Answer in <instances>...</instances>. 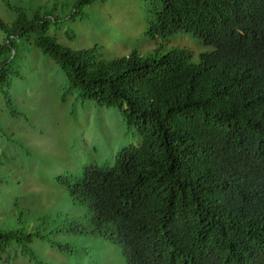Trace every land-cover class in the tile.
Wrapping results in <instances>:
<instances>
[{
    "label": "trees",
    "instance_id": "trees-1",
    "mask_svg": "<svg viewBox=\"0 0 264 264\" xmlns=\"http://www.w3.org/2000/svg\"><path fill=\"white\" fill-rule=\"evenodd\" d=\"M2 1L17 14L11 28L0 20V94L11 113L12 39L34 41L64 73V101L76 94L117 109L139 138L61 179L90 213L81 232L118 247L125 264H264V0H147L150 37L194 35L213 48L199 63L189 49L111 61L70 51L49 36L41 9L29 17ZM96 1L77 0L71 19ZM37 238L50 241L0 229V261L16 245L44 264Z\"/></svg>",
    "mask_w": 264,
    "mask_h": 264
},
{
    "label": "rangeland",
    "instance_id": "rangeland-1",
    "mask_svg": "<svg viewBox=\"0 0 264 264\" xmlns=\"http://www.w3.org/2000/svg\"><path fill=\"white\" fill-rule=\"evenodd\" d=\"M11 1L29 17L38 9L47 14L49 36L61 47L98 49L105 61L189 49L199 63L201 54L213 51L189 33L150 37L152 6L147 0H99L74 19L77 0ZM16 19L0 0V20L11 28ZM71 34L73 39L68 38ZM6 40L0 29V46ZM12 41L11 66L18 72L10 86L12 113L0 94V229L48 235L49 242L37 238L33 244L44 264H125L118 247L81 232L90 213L69 197L61 179L112 161L123 148L138 145L139 138L117 109L98 107L76 94L64 101L67 80L60 68L34 41ZM69 224L81 230L72 232ZM3 259L0 264H33L16 245Z\"/></svg>",
    "mask_w": 264,
    "mask_h": 264
}]
</instances>
